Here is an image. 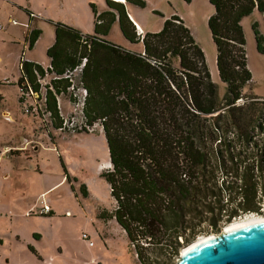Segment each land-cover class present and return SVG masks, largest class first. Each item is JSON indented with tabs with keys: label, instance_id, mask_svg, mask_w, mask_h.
Listing matches in <instances>:
<instances>
[{
	"label": "trees",
	"instance_id": "1",
	"mask_svg": "<svg viewBox=\"0 0 264 264\" xmlns=\"http://www.w3.org/2000/svg\"><path fill=\"white\" fill-rule=\"evenodd\" d=\"M124 1L145 7L142 0ZM209 3L214 13L207 26L219 79L227 89L223 99L202 49L176 16L159 32L141 37L123 3L108 0L109 12L92 8L93 35L53 24L45 86L51 126L62 128L57 98L74 102L65 74L85 60L74 82L86 90V127L101 122L111 164L101 176L115 205L100 217L117 222L141 264H155L147 244L160 246L166 239L177 255L197 237L220 234L247 214L264 216V99L243 94L252 74L241 28L254 10L264 18V0ZM114 22L128 42L143 45V54L106 41ZM253 32L257 51L264 55V37L256 26ZM40 34L37 29L27 34L29 48ZM19 70V87L38 91L36 74L45 77L44 67L21 59ZM82 132L87 129L76 131ZM81 189L87 196L85 186Z\"/></svg>",
	"mask_w": 264,
	"mask_h": 264
},
{
	"label": "rangeland",
	"instance_id": "2",
	"mask_svg": "<svg viewBox=\"0 0 264 264\" xmlns=\"http://www.w3.org/2000/svg\"><path fill=\"white\" fill-rule=\"evenodd\" d=\"M19 1L25 7L31 4L33 10H36L32 11L34 14L41 12L40 17L36 18L44 32L41 46L54 37L52 23L45 22L44 18L53 23L72 24L79 32L92 35L95 22L92 8L98 14L108 11L106 0ZM142 1L145 2L143 8L123 2L126 12L139 22L143 32H159L167 19L174 16L180 18L202 49L210 79L218 87L219 98L223 99L227 89L219 79L216 47L207 26L214 13L209 0H191L190 3L184 0ZM21 17H25V14L22 13ZM21 17L18 19L21 20ZM20 20H14L15 26L17 25L14 30L20 29ZM10 23L0 22V27L14 26ZM253 26L264 37V18L257 10L241 21L246 40L247 66L252 74L251 82L244 88L243 94L264 99V55L257 51ZM105 39L118 46L122 43L138 52L143 47L140 43L128 42L122 35L118 22L112 24ZM8 46L10 45L5 43L2 52L4 63L0 65V81L5 77L11 80L18 76V68L11 66L14 59L7 60L5 57L7 51L17 47ZM41 46L38 50L40 54L43 53ZM19 47L17 50H20L21 55L23 44ZM2 96L0 264H141L126 233L117 222L114 219L102 220L100 217L102 212L111 213L115 206L109 184L101 176L103 171L111 168L103 129L97 126L89 133L61 132L46 126L36 113H24L25 105L31 101L24 103V106L18 104L15 88L0 85V98ZM59 104L62 113L67 116L72 108L70 102L61 99ZM4 110L11 112L10 121L1 116ZM27 142L30 144L27 145ZM19 145L27 150L16 160L6 149ZM35 145L38 151L33 153ZM81 186H85L87 196L82 192ZM46 207L51 210V215H40V211ZM252 217L264 216L247 214L233 224ZM231 224L225 225L222 231ZM16 232L39 233L42 239L38 244L34 243L33 248L24 247L21 253L15 252V261L8 263L4 258L12 248V238ZM211 235L216 234L202 235L192 243ZM162 241L161 247L145 245L150 249L147 253L155 264H176L181 253L189 246H182L176 255L164 244L166 239ZM90 243L95 247L90 246Z\"/></svg>",
	"mask_w": 264,
	"mask_h": 264
},
{
	"label": "crops",
	"instance_id": "3",
	"mask_svg": "<svg viewBox=\"0 0 264 264\" xmlns=\"http://www.w3.org/2000/svg\"><path fill=\"white\" fill-rule=\"evenodd\" d=\"M107 1L108 0H106V2ZM111 1H115V0H111ZM119 1L122 3L125 2L124 0H119ZM125 3H127V2H125ZM32 11H36V10H33L31 4H28L25 7L22 5V3L19 0H0V22L1 23H6V22L10 23L11 20H13V21L14 20H20L18 18L21 17V14L22 13L25 14V17H21L22 19L19 21L21 23V25H20L21 27L19 30L13 29L17 25L16 26L15 25L9 26L10 28L9 27H7V28L1 27V29H0V46H2L1 47L2 51L0 52V65H2L4 63L2 52L4 50V44L5 43H8V45H10V46H8L9 48L11 46H16L17 48H20L19 45L21 43L23 44V50L21 52V55L19 54L20 50L18 52L17 48L15 50L11 49L10 51H7L5 54V57L7 60L8 59H14V62L11 66H12V68H18L17 78L10 80V79H7L5 77L2 81H0V85H7V87L15 88V90L17 91V100H18L17 102H18V104L20 101V99H19V85H20V77H21L20 70H19L20 69V60L24 59L25 61H28V62H31L34 64H39L41 67H44V68L48 67L50 64V59L47 57L46 53H47L48 49L53 45L54 39H55L54 38L55 37V30H54V37H52L51 39L49 38L45 42L44 46H41V44H40L41 43V37H43L44 32H43L41 26L36 21V18L40 17L39 15L41 12L39 11L38 14L36 15ZM16 12H19L21 14H16ZM105 12H109V9H108V11H105ZM27 13H32V18L28 17ZM102 13H104V12H102ZM127 15L129 16L130 20L133 22L139 36L143 37L146 33H154V32H147V31L143 32L144 29L139 24V22L134 17H132L130 14L127 13ZM44 21L47 23H50V24L52 23V25L55 23V22L53 23L52 21H50L48 18H44ZM65 25H68V26H71L74 28V26L72 24H65ZM33 29L40 30L41 34L37 38V40L35 41L33 47L29 48V45L26 42V36ZM74 29L78 31V29H76V28H74ZM81 33H83V32H81ZM155 33H157V32H155ZM93 34H94V28H93ZM107 42H109V41H107ZM109 43H111V42H109ZM120 45L123 47L122 49H124L125 51H128V52L143 54V51H144L143 47H142V50L140 52H138L137 50H133V49H130L129 47H127L125 45H122V43ZM40 46L43 49L42 54H40V52H38ZM26 49H28V50L26 51ZM28 51H29V53L27 54ZM2 99H3V96L0 98V100H2ZM62 99L69 101L67 98L66 99L62 98ZM69 111H70V109L68 110V112ZM10 115H11V112L9 110H4L1 113V116H3V118H5L7 121H10L9 120ZM29 144L30 143L27 142V145H29ZM6 150L9 151V154H11L14 159L17 160V158L20 157V154L22 155V153L25 152V150H27V149L25 147H23L22 145H19V146L8 147ZM36 151H38L37 145L34 146L33 153H36ZM41 239H42V236L39 233H35V232H30L29 234H21V233L19 234V232L14 233L13 238H12V243H11L12 248H11V250H9L7 256L4 258L5 261L8 263L14 262L15 261V252L21 253L24 247H29V248L32 247L33 248L34 243L38 244L37 242H40ZM94 247L95 246L93 245V248ZM24 255H25V253H24Z\"/></svg>",
	"mask_w": 264,
	"mask_h": 264
},
{
	"label": "water",
	"instance_id": "4",
	"mask_svg": "<svg viewBox=\"0 0 264 264\" xmlns=\"http://www.w3.org/2000/svg\"><path fill=\"white\" fill-rule=\"evenodd\" d=\"M176 264H264V219L192 243Z\"/></svg>",
	"mask_w": 264,
	"mask_h": 264
},
{
	"label": "built area",
	"instance_id": "5",
	"mask_svg": "<svg viewBox=\"0 0 264 264\" xmlns=\"http://www.w3.org/2000/svg\"><path fill=\"white\" fill-rule=\"evenodd\" d=\"M13 25H15V21H10ZM1 29V27H0ZM85 65V60L82 62V64L78 67H76L74 70H70L65 74L66 78H69L72 81V85L68 88V91L72 95V99H74V102H70L71 104V111L67 116H64L62 113L61 106L59 102L61 101V98L58 99V108L60 110V115L62 117V128L59 129L58 131H70L73 133H76L77 130H81L83 127L87 129V132H91L94 129L97 128V126H101V122L95 124L91 129H88L85 125L84 122V116L82 112L83 108V103L85 102L86 98V90L83 89L81 86H77V84L74 82V77L78 76L80 71L83 69ZM49 68L46 67L44 68L45 70V77H41L40 75L36 74L37 80L36 82L39 84V89L38 91H33L28 85H21L19 87V103L21 106H24V103L31 101L29 104H26L24 107V113L30 114V113H36L42 122L49 127L51 126V122L49 120L50 114L46 111L45 109V102H47L46 99V88L49 84L48 82V74H47V69ZM70 101V100H69ZM51 210L46 207L45 209L40 211V215H48L50 214ZM84 239H86V235H82ZM93 244L90 243V246Z\"/></svg>",
	"mask_w": 264,
	"mask_h": 264
},
{
	"label": "bare ground",
	"instance_id": "6",
	"mask_svg": "<svg viewBox=\"0 0 264 264\" xmlns=\"http://www.w3.org/2000/svg\"><path fill=\"white\" fill-rule=\"evenodd\" d=\"M260 219H264V217H252V218H248V219H245V220H241V221H239V222H236L235 224H231V225H229L228 227H227V230L228 229H232V228H235V227H239V226H242V225H244V224H249V223H252V222H255V221H258V220H260ZM205 239V238H204ZM203 240V239H202ZM199 241H201V240H199ZM199 241H197V242H199Z\"/></svg>",
	"mask_w": 264,
	"mask_h": 264
}]
</instances>
